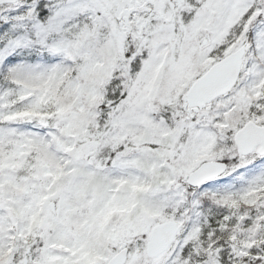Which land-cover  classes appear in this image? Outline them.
Masks as SVG:
<instances>
[{
  "label": "snow or ice",
  "instance_id": "obj_1",
  "mask_svg": "<svg viewBox=\"0 0 264 264\" xmlns=\"http://www.w3.org/2000/svg\"><path fill=\"white\" fill-rule=\"evenodd\" d=\"M0 264H264V0H0Z\"/></svg>",
  "mask_w": 264,
  "mask_h": 264
}]
</instances>
